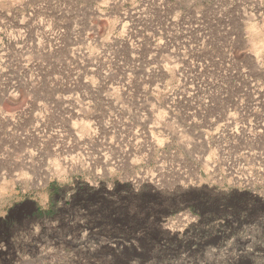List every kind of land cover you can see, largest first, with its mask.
<instances>
[{
    "label": "rangeland",
    "instance_id": "rangeland-1",
    "mask_svg": "<svg viewBox=\"0 0 264 264\" xmlns=\"http://www.w3.org/2000/svg\"><path fill=\"white\" fill-rule=\"evenodd\" d=\"M139 193L178 237L229 229L198 200L264 203V0H0V259L135 246L97 218ZM262 216L195 263L264 264Z\"/></svg>",
    "mask_w": 264,
    "mask_h": 264
},
{
    "label": "trees",
    "instance_id": "trees-1",
    "mask_svg": "<svg viewBox=\"0 0 264 264\" xmlns=\"http://www.w3.org/2000/svg\"><path fill=\"white\" fill-rule=\"evenodd\" d=\"M238 198L235 202L238 207L230 206L226 201L215 198L198 200L196 206H192L195 211L198 208L196 212L199 216V223L223 217L225 227H229L228 230L221 227L198 229L199 224H196L190 227L191 235L189 237H178L177 234L165 231L160 225V213L168 204L162 203L156 197L145 199L143 193L131 194L124 201L115 202V206H111L110 212L103 213V216L97 218V221L111 225L113 230L104 235L125 240L133 239L137 241V244L122 247L116 254H113L109 249L100 248L99 251L91 254V257L88 256L87 261L91 264H177L180 255L186 253V260H182L183 262L180 264H187V262L196 264L195 261H202L203 256L210 251L208 246L210 243L219 246L231 233L235 232L236 228L232 227L231 221L236 222L235 227L240 223L251 221L257 222L258 225L263 224L261 220H258V217L262 216L264 203L250 201L244 194L238 195ZM99 207L101 209L102 205ZM121 211H128L131 215H120ZM226 213L232 215L230 221L224 216ZM59 214L58 210L51 209L46 213H33L31 218L53 217ZM88 220L95 222L94 218H88ZM15 225L16 222L7 223L8 231L5 232V235H9ZM9 259H12V256H9ZM9 259L5 261L0 259V264H11L12 260ZM205 264L216 263L205 261ZM236 264L254 263L248 257L242 256Z\"/></svg>",
    "mask_w": 264,
    "mask_h": 264
}]
</instances>
